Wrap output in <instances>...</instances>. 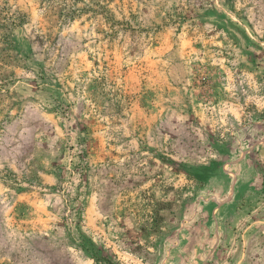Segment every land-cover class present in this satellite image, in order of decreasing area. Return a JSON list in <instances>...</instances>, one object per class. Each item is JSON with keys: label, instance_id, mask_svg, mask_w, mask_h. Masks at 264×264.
Wrapping results in <instances>:
<instances>
[{"label": "rangeland", "instance_id": "374dc122", "mask_svg": "<svg viewBox=\"0 0 264 264\" xmlns=\"http://www.w3.org/2000/svg\"><path fill=\"white\" fill-rule=\"evenodd\" d=\"M0 264H264V0H0Z\"/></svg>", "mask_w": 264, "mask_h": 264}]
</instances>
